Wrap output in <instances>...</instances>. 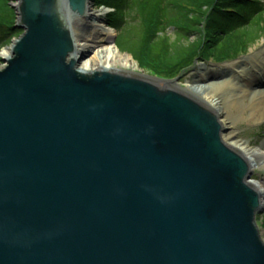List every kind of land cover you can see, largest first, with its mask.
<instances>
[{
  "label": "water",
  "instance_id": "95a60500",
  "mask_svg": "<svg viewBox=\"0 0 264 264\" xmlns=\"http://www.w3.org/2000/svg\"><path fill=\"white\" fill-rule=\"evenodd\" d=\"M88 4L19 0L0 66V264H264V203L217 112L165 80L80 68L70 18Z\"/></svg>",
  "mask_w": 264,
  "mask_h": 264
},
{
  "label": "trees",
  "instance_id": "16d2710c",
  "mask_svg": "<svg viewBox=\"0 0 264 264\" xmlns=\"http://www.w3.org/2000/svg\"><path fill=\"white\" fill-rule=\"evenodd\" d=\"M115 12L110 27L119 31L129 17L141 22L138 37L132 38L131 53L142 68L155 76L173 79L190 70L198 60L238 57L264 33V0H103ZM16 11L8 0H0V49L23 30L15 23ZM175 29L177 38L167 35ZM201 39L183 45L191 33ZM116 38V44L118 37ZM180 36V37H179ZM122 50V48H119Z\"/></svg>",
  "mask_w": 264,
  "mask_h": 264
},
{
  "label": "bare ground",
  "instance_id": "6f19581e",
  "mask_svg": "<svg viewBox=\"0 0 264 264\" xmlns=\"http://www.w3.org/2000/svg\"><path fill=\"white\" fill-rule=\"evenodd\" d=\"M87 13L88 17L86 18L77 16L72 17V19L70 18L72 28L75 29L78 36L82 37L83 34L89 33L88 35H84L83 42H80L79 40L77 42L78 49L76 57H82L88 51L92 53L88 58L82 57L80 68L87 71H94L96 69L117 70L146 80L153 79L152 77L141 74L135 70L137 63L131 56L122 55L120 53L118 47L113 43V37L115 36L116 31L105 24L104 20L101 19L102 14L99 12L94 13L92 11ZM90 18L95 19V22L94 24L92 23V25H89ZM74 19H76L75 22ZM82 21L87 23L85 29H80L77 25L78 22ZM88 29H90L91 32L88 31ZM104 37H108L111 41H103ZM98 40H102L100 44ZM1 54L6 59L11 57V51L6 48L2 50ZM239 72L245 76L248 75V77L250 75L248 74L249 72L247 68H243ZM239 72H235L234 74L226 73L223 75L208 72L205 77H202V79L199 77V79H196L193 82H188L186 87H182V90L193 98H196L209 107L214 108L220 104L218 101L219 99H223L225 92L231 93L235 88H240V91L242 90L245 93L250 104L247 105L244 101H240L233 105V107L237 108L239 111V116L252 109L255 117H259L260 120H262V118L264 119V85H255L257 84L256 82H258L257 78H260V76H253L251 77L253 79H247L242 83L238 79L240 78V75H237L240 74ZM168 86L172 88L180 87L174 84H168ZM227 107L230 108L229 106ZM226 110L227 109L216 110L218 112L219 120L224 128L223 132L225 133L224 135L222 134L224 142L230 148L240 153L252 166V169L256 166L264 167V150L259 147L251 148L247 143L238 142L234 139L232 128L236 123V119ZM249 183L258 191L261 202L264 203L262 184L259 181L254 180L252 177H250Z\"/></svg>",
  "mask_w": 264,
  "mask_h": 264
},
{
  "label": "rangeland",
  "instance_id": "374dc122",
  "mask_svg": "<svg viewBox=\"0 0 264 264\" xmlns=\"http://www.w3.org/2000/svg\"><path fill=\"white\" fill-rule=\"evenodd\" d=\"M92 1V0H91ZM103 0H95V5L96 10H100V8L103 5ZM9 6L13 8L16 11V20L15 23L17 25L18 22V12H17V7H19V0H8ZM96 12V11H95ZM99 12V11H97ZM79 20V19H78ZM76 19H74V22ZM95 19L90 18L89 19V25L92 23L94 24ZM262 25H264V22H261ZM86 22H78V27L80 29H85L86 28ZM141 29V22L135 21L133 17H129V20H127L123 25H121L119 31H116L115 36L113 39L119 35L118 37V42L116 46L119 48H122L120 50V53L122 55H128L133 58V60L137 63L135 70L141 74H145L147 76L152 77L155 79L154 74L151 72L149 68H142L140 63L134 58V56L129 53L125 52L123 48L129 49L132 46V38L138 37ZM90 31V29H88ZM91 32V31H90ZM89 33L83 34L82 37L77 35V38L80 42L84 41V35H88ZM167 35L170 36L171 41H174L177 37L175 29H169L167 31ZM20 37V36H19ZM19 37L12 38L11 41L2 46L0 49V66H3L5 64L4 57L2 56L1 52L3 49H9L11 51V46L13 42L18 39ZM180 37V36H179ZM89 39V38H88ZM201 39V35L199 33H191V36L189 37V40H184L183 45H188L193 41H197ZM99 44L101 43L102 40H98ZM103 41L105 42H110L111 39L108 37H104ZM90 43V42H89ZM96 50V48H95ZM241 54L239 57L231 60H226V61H221L217 59V61L213 60L212 58L210 61L207 59V61H200L198 60L197 63L190 69L187 70L186 72L183 73L182 76L177 77L178 78V83L180 87H186L188 82H193L196 79H199V77H205V75L208 72L211 73H219V75H223L226 73L229 74H234L235 72H239L243 68L248 69V75L244 74H237L240 75L238 78L240 82H244L245 80H251L253 76L259 77L257 78L258 82L255 84L256 86L258 85H264V33L262 37L255 42L254 44H251L249 48L245 51L243 47L240 48ZM245 51V53H244ZM92 55L91 52H87L83 55L84 58H88ZM163 78V77H162ZM159 82L161 85H164L165 82H162L160 80H156ZM166 83H172V82H166ZM165 83V84H166ZM230 98V99H229ZM245 96V93L241 90L240 88H235L231 93L225 92L223 99H219V105L217 107H214L213 109L216 110H225L230 112V115L236 119V123L233 126L232 130L234 132V139L238 142H245L247 143L251 148H262L264 150V119L260 120V118L255 117L253 115L254 111L249 110L246 111L244 114L239 116V111L237 108L233 107V105L237 102L244 101L245 104L249 105L250 101L248 98ZM218 99V98H217ZM229 99V101H228ZM227 102V104H226ZM226 104V105H225ZM229 106L230 108H228ZM264 109V107H263ZM217 112V111H216ZM218 114V112H217ZM225 132L222 134L224 135ZM251 177L259 181L262 184V188L264 191V167H259L256 166L255 168L252 169V174ZM257 222L260 225V235L262 239L264 240V210L263 212L258 213L257 215Z\"/></svg>",
  "mask_w": 264,
  "mask_h": 264
}]
</instances>
